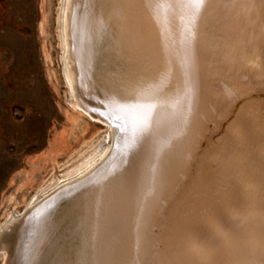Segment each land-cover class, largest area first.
Segmentation results:
<instances>
[{
  "label": "bare ground",
  "instance_id": "6f19581e",
  "mask_svg": "<svg viewBox=\"0 0 264 264\" xmlns=\"http://www.w3.org/2000/svg\"><path fill=\"white\" fill-rule=\"evenodd\" d=\"M102 2L103 8L97 0H61L58 26L66 102L70 105H61L70 123L63 133L69 139L82 134L79 144L91 141L95 149L66 168L53 185L38 193L36 201L35 191L41 181L32 188L26 182L38 174L21 173L14 178L0 210V264L11 259V252L7 253L10 244L15 247L14 264H25L26 246L35 249L34 264H42L49 253L44 264H142L152 242L148 229L156 223L158 209L184 177L203 122L220 117L218 110L224 102L264 87V0H211V6L195 20H190L187 10L180 7H162L155 15L145 0ZM163 2L152 0L153 4ZM252 3L254 8L249 7ZM48 6L49 0H41L38 30L43 39L47 78L58 91L45 44ZM189 41L192 70L186 85L182 58ZM169 68V95L179 96L181 106L175 112L171 108L161 112V124L152 144L140 147L124 164L123 139L117 147L118 130L106 118L101 121L98 115L90 114L91 104L82 95L105 99L102 83H149ZM186 89L191 91L186 94ZM93 119L102 124L84 136L88 120ZM249 124L247 138L258 135L256 140L262 137L264 142V123L258 115ZM235 127L239 125L236 123ZM97 134H103L99 140ZM246 141L240 140L241 154ZM258 149L250 183L241 176L236 197L240 213L232 215L228 235L212 218L216 235L224 240L211 244L208 233L202 238L203 244L207 242L210 247L221 246L229 253V260L252 259L258 253L259 221L264 211V195L258 192L264 188L259 167L264 153L261 141ZM154 151H158L156 160ZM218 155L214 152L207 158ZM153 163L158 165L155 183ZM56 164L52 160L49 171ZM113 169L116 177L104 188L101 178ZM61 179L65 183L59 186ZM192 184L167 210L160 256L180 253L182 261H186L194 257L195 246L200 245L193 231L198 216L193 200L198 188L195 182ZM52 189L55 190L43 198ZM30 190L31 198L24 204ZM227 200H223L220 209L225 217L229 213ZM19 204H23L22 208L15 212ZM64 219L67 223L59 230ZM13 235L16 238L11 243ZM87 248L93 257L85 256Z\"/></svg>",
  "mask_w": 264,
  "mask_h": 264
},
{
  "label": "rangeland",
  "instance_id": "374dc122",
  "mask_svg": "<svg viewBox=\"0 0 264 264\" xmlns=\"http://www.w3.org/2000/svg\"><path fill=\"white\" fill-rule=\"evenodd\" d=\"M60 6L61 0H52L44 28L56 91L47 78L43 39L38 30L41 0H0V210L19 174H38L26 182L32 188L41 181L35 191L38 194L95 149L91 141L79 144L82 134L69 139L63 133L70 123L61 105H70L66 102L60 57ZM101 124L96 119L88 120L83 135L89 136ZM102 135L97 134L98 140ZM52 160L57 164L49 171ZM30 193L24 204L30 200ZM22 205L14 211L19 212Z\"/></svg>",
  "mask_w": 264,
  "mask_h": 264
},
{
  "label": "water",
  "instance_id": "95a60500",
  "mask_svg": "<svg viewBox=\"0 0 264 264\" xmlns=\"http://www.w3.org/2000/svg\"><path fill=\"white\" fill-rule=\"evenodd\" d=\"M51 2L52 0L49 1L48 9H51ZM48 17L47 14L46 22L48 21ZM76 90L80 91L81 94L78 85H76ZM82 98L91 104L88 108L90 114L94 116L98 115L101 121L106 118L111 126L116 128L115 124L117 121L101 116L100 112L92 111L93 108L105 111L104 107L99 103L102 99L100 95H95L93 98L82 95ZM218 113H221L220 117L213 119L209 118L203 122L201 131L192 146L191 157L184 177L181 178L176 189L172 191L163 205L158 209L156 214L157 221L148 229V237L152 242L144 255L142 264H173V262H180L184 259H181L180 253L178 256L174 254V252L170 256L167 254H161L160 256L158 253L163 248L162 241L165 238L164 234H166L164 230L165 227H167V210L170 204L183 190L185 191L193 185L192 183L195 182L198 188L195 193V195H197L196 200H193V205L198 214L196 221L193 222V231L196 232L200 244H203L202 238L206 233L210 236L211 244L224 240V238L216 235L215 228L211 224L212 218H214L220 226L221 232L227 236L232 215L240 213L236 207V197L240 189L241 176L245 178L243 181L250 183V175L253 170L251 167L252 162L257 160L260 141L261 145L264 143L262 142V137L256 140L258 135L247 138V132L250 130L249 121L253 119L255 115H258V120L264 123V87H256L254 90H249L245 94H241L232 100L224 102L219 107ZM236 123L239 125V128L235 127ZM247 139L248 141H246ZM240 140L246 141V146L242 154ZM222 150L224 152H222ZM214 152L219 154L218 157H214L213 159L207 158ZM259 165V167H261V159L259 160ZM58 183L59 186L63 185L65 179L59 180ZM54 190L55 189H52L43 198L47 197ZM258 192L264 195V188L259 189ZM39 196L38 194L34 201L38 200ZM224 199H228L227 202L229 206V213L226 217L220 212ZM262 209L264 210V201ZM66 223L67 219L61 221L59 230H62ZM15 236L16 235H13L11 238V243L15 240ZM191 245L194 246V244ZM14 250L15 247L10 244L7 253L11 252L12 257L8 263L6 261L5 264H14ZM85 250V256L88 257L90 254L93 257L89 248ZM49 257L50 253L46 254L42 264H44L46 262L44 260H47Z\"/></svg>",
  "mask_w": 264,
  "mask_h": 264
},
{
  "label": "snow or ice",
  "instance_id": "6c2138e0",
  "mask_svg": "<svg viewBox=\"0 0 264 264\" xmlns=\"http://www.w3.org/2000/svg\"><path fill=\"white\" fill-rule=\"evenodd\" d=\"M145 2L146 6L151 8L155 15L159 14L162 7L183 8L187 10L190 20L198 19L203 10L211 6V0H175V2L164 0L163 3L155 4L152 3V0H145ZM97 3L101 8L105 6L102 0H97ZM249 7L254 8L255 4L252 3ZM261 8L264 9V2H262ZM190 36L194 38V33L190 32ZM191 48V42L189 41L185 55L182 58L186 85L191 78ZM170 73V68L165 69L157 80L149 83L137 80L126 85L116 82L101 84L105 99H101L99 103L105 111H100V115L119 122L115 124L118 130L117 147H120L119 141L123 139L122 161L124 164L128 163L129 157L134 155L140 147L152 144L161 124V112L167 108H171L175 112L181 106L179 96L169 95ZM189 91L191 89H186V94ZM92 111L99 110L93 108ZM156 159H158V151H154V160ZM151 172L153 183H155L158 172L156 163L152 164ZM261 175L262 182H264V153L261 156ZM115 177V169L102 177L103 187L106 188ZM102 193L103 188L101 189V198ZM259 238L258 253L252 259H226L229 253L224 251L221 246L210 247L206 242L195 246V255L192 259L173 262V264H264V211L261 212L259 221ZM35 254L33 247L26 246L24 251L25 264H34ZM113 264H117V262H113Z\"/></svg>",
  "mask_w": 264,
  "mask_h": 264
}]
</instances>
